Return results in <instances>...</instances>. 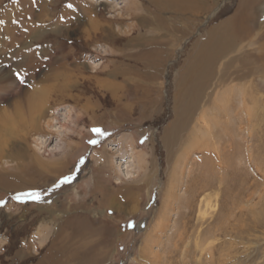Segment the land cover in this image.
Listing matches in <instances>:
<instances>
[{"label":"rangeland","instance_id":"1","mask_svg":"<svg viewBox=\"0 0 264 264\" xmlns=\"http://www.w3.org/2000/svg\"><path fill=\"white\" fill-rule=\"evenodd\" d=\"M243 1L0 0V145L26 152L0 156V264H264V0L231 26ZM235 28L180 127L189 62Z\"/></svg>","mask_w":264,"mask_h":264},{"label":"bare ground","instance_id":"2","mask_svg":"<svg viewBox=\"0 0 264 264\" xmlns=\"http://www.w3.org/2000/svg\"><path fill=\"white\" fill-rule=\"evenodd\" d=\"M160 1L163 2V5L164 6H167V7L168 6L169 7L171 6L177 12H181L184 9L185 10L192 9V8H194V6H198L199 4H201V2H203L202 0H160ZM204 2H205V0H204ZM252 2H253V0H244L243 1V3L241 4V8L238 10L239 11L238 13H240V14H236L234 16V18L232 19V23L233 24H231V26L232 25H236V23H238V24L240 23L241 19L243 18V14L246 15L249 12V7L251 6V3ZM245 5H247V6H245ZM246 29H247V27H246ZM240 35H243L244 36V34L241 32V30L240 29H237V28L233 29V31H228V34L227 35H223V36L217 35V34L215 35L213 33V34H211V43H207V46H208L209 51L212 52V53H214V55H212V53H211L210 57H208V58L207 57H195L194 56L191 59V61L189 62V67L186 68L187 69L186 70V72H187L186 75H183L182 76L183 78L181 80V82H182L181 85H184L185 83L190 82L189 86L193 87V89H192L191 92H186V93L183 92L184 94L182 95V100H185L187 103H186L185 107L184 108H181L180 111H179V115H178V123L179 124L182 122V120L186 116H188L189 114H191V112L195 108V105L196 104H195V102H193L192 99H196L197 97H201V95L204 93V91L206 89H208L209 87L212 86V83H211L212 82V76H211V70L212 69L208 67L209 66V61L212 59L213 56H214L215 59H217L220 55H223L225 53L232 52L237 47V45L239 44V41H241L240 40L241 39V36ZM201 45L202 44H199V46H198V47H200L199 51L203 48V46L201 47ZM197 65H198V68H197ZM192 67L193 68H197V69H191ZM188 70H190V71H188ZM65 85H67V84H65ZM186 86H188V85H186ZM188 96L191 98L192 101L187 100V97ZM181 104H184V103H181ZM34 118H36V116ZM55 120H56V118H53L51 116L49 118V120H47L45 122L46 123L45 124L46 128L47 129H51V130H56V126H55V122H54ZM175 121H176V119H175ZM8 123H9V121H8ZM29 126L33 130H39V128L37 126L36 119H32L30 121V125ZM180 127H182V124H180ZM47 129L46 130L44 129L45 132H48ZM7 130H8V128L6 126V121L5 120L4 121H1L0 122V132L1 133L2 132L7 133ZM36 141L40 145H43L45 140L43 141L40 137H36ZM15 145L11 149H8V152L4 148L3 145H0V156H2V155L4 156V154H6V152H7L8 155H12L14 157H16V156H19V157L26 156V154H25L26 152H24V150H22V148H20L17 144H15ZM139 158H141V157H139ZM129 162L130 161H128L126 163H123L120 166H118V170H119V172L121 173V175H122V177L124 179H130V178L134 177V175H133V173L131 171V163H129ZM26 165H27V169H28L27 170V173L29 174V172L31 173L32 170H34L33 169L34 167L30 169L29 162L28 161H27V164ZM3 176H5V175H3ZM21 177H22V175H21ZM133 197H134L133 190H131V188L128 187L126 189H123L121 191H118V194L115 193V194L108 195V201H109V203L116 204V202H118L119 200H123L124 202L127 203L129 201H132L133 200ZM54 251H55V248H51L49 250L48 254L46 255V258H47L46 261L45 262H42L41 264H48V262L52 261L54 259V257H57V256H55V252ZM61 264H62V262H61Z\"/></svg>","mask_w":264,"mask_h":264},{"label":"snow or ice","instance_id":"3","mask_svg":"<svg viewBox=\"0 0 264 264\" xmlns=\"http://www.w3.org/2000/svg\"><path fill=\"white\" fill-rule=\"evenodd\" d=\"M69 7H71V5H69ZM93 131L100 134V135H104V133L101 129L97 128V129H93ZM91 142L96 143V141H91ZM22 197H29V198H33V199H38L39 195H38V193H35V192L22 193V194L17 195L16 199L20 200V199H22Z\"/></svg>","mask_w":264,"mask_h":264}]
</instances>
